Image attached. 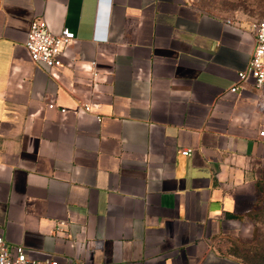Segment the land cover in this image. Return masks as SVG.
<instances>
[{"label": "crops", "instance_id": "0c3cea01", "mask_svg": "<svg viewBox=\"0 0 264 264\" xmlns=\"http://www.w3.org/2000/svg\"><path fill=\"white\" fill-rule=\"evenodd\" d=\"M42 17L77 36L57 68L25 46ZM255 20L195 0H0V235L61 264H251L264 91L238 74Z\"/></svg>", "mask_w": 264, "mask_h": 264}, {"label": "built area", "instance_id": "2783aa9c", "mask_svg": "<svg viewBox=\"0 0 264 264\" xmlns=\"http://www.w3.org/2000/svg\"><path fill=\"white\" fill-rule=\"evenodd\" d=\"M230 22V21H229ZM255 35V49L246 69L239 72V81L252 78L257 89L264 91V16L256 18L252 23ZM77 38L75 31L65 27L59 33L51 30L47 20L42 17L31 24L25 46L31 59L48 69L57 68L63 64V56L71 44ZM238 89V85L231 90ZM91 104H85L84 109L90 111ZM64 112L65 109H62ZM264 136V130L260 131ZM191 149H183L182 153L189 155ZM0 264H61L56 259L37 260L28 256L23 245H10L0 235ZM66 264H82L77 258L69 260Z\"/></svg>", "mask_w": 264, "mask_h": 264}, {"label": "rangeland", "instance_id": "374dc122", "mask_svg": "<svg viewBox=\"0 0 264 264\" xmlns=\"http://www.w3.org/2000/svg\"><path fill=\"white\" fill-rule=\"evenodd\" d=\"M209 12L225 16L256 19L264 16V0H195ZM247 203V219L251 224L248 238L240 241L239 254L251 264H264V166L256 179L255 193Z\"/></svg>", "mask_w": 264, "mask_h": 264}]
</instances>
